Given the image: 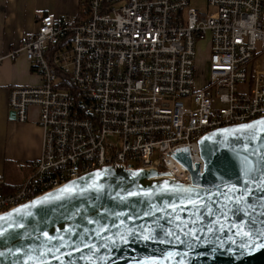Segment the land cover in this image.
I'll return each mask as SVG.
<instances>
[{
  "label": "built area",
  "instance_id": "obj_1",
  "mask_svg": "<svg viewBox=\"0 0 264 264\" xmlns=\"http://www.w3.org/2000/svg\"><path fill=\"white\" fill-rule=\"evenodd\" d=\"M84 0L72 23L47 13L0 56L24 55L41 83L14 86L9 110H39L42 153L22 184L0 176V215L105 166L157 169L183 183L175 156L202 163L208 132L264 116V0ZM209 40L197 86V43Z\"/></svg>",
  "mask_w": 264,
  "mask_h": 264
},
{
  "label": "water",
  "instance_id": "obj_2",
  "mask_svg": "<svg viewBox=\"0 0 264 264\" xmlns=\"http://www.w3.org/2000/svg\"><path fill=\"white\" fill-rule=\"evenodd\" d=\"M10 115L16 119L14 111ZM260 121L264 116L208 132L199 140L202 163H192L189 149L178 151L175 158L190 171L191 183L157 169L105 166L1 214L33 213L25 227L0 237V264H144L149 258L159 264H264V247H241L242 233L230 228L249 220L264 225ZM157 229H163L157 240L139 238ZM167 232L171 243H159Z\"/></svg>",
  "mask_w": 264,
  "mask_h": 264
},
{
  "label": "crops",
  "instance_id": "obj_3",
  "mask_svg": "<svg viewBox=\"0 0 264 264\" xmlns=\"http://www.w3.org/2000/svg\"><path fill=\"white\" fill-rule=\"evenodd\" d=\"M76 1L0 0V56L18 47L27 35L36 31L40 15L50 13L58 16L66 13L60 18L74 17L84 0H78L79 6L74 9ZM40 83L39 74L23 54L16 60L0 63V176L6 178L9 189L22 184L33 170L34 162L41 156L44 138L38 124L37 107L30 109L26 122L11 117L10 90L14 86Z\"/></svg>",
  "mask_w": 264,
  "mask_h": 264
},
{
  "label": "snow or ice",
  "instance_id": "obj_4",
  "mask_svg": "<svg viewBox=\"0 0 264 264\" xmlns=\"http://www.w3.org/2000/svg\"><path fill=\"white\" fill-rule=\"evenodd\" d=\"M260 123L262 125H264V121H260ZM247 127V126H245ZM98 176V174H97ZM95 188L96 191H101L102 189L99 187V185H95L93 186ZM86 189L81 188V191H84ZM62 192H74L75 189L74 188H65L61 190ZM251 194V190H249V196ZM138 195V193L136 192H129L128 196L132 197V196H136ZM145 195H148L147 193H145ZM47 199V198H45ZM244 200H248L249 197H243ZM43 201H38V202H33L32 205H26L23 206L24 208H30V207H35L37 204L42 203ZM236 203L238 204L239 201H236ZM172 207H175V205H172ZM239 209L236 208L233 210V215L236 214V212H238ZM32 212H24L22 209H17L15 210L14 213L10 214L9 217H0V221H7V227H4L3 225H0V237L4 236L6 233H8L9 231H14L16 229H20L25 227V224L23 223V221L25 220L26 217H31L32 216ZM221 215H223V213H221ZM245 215H247V213H245ZM91 223V221H90ZM121 223H123V221H121ZM230 228H236L237 232L235 233L236 235H239L242 233L243 235V239H241L240 241V245L241 247L243 246H247L248 250L251 251L252 248H259V247H264V225H261L260 228L257 227V225L252 222V221H248L247 224L244 221H240L239 223H231L230 224ZM209 232H212L213 229H208ZM163 232V229H157L156 230V234L153 235V233L151 232V230L147 231L146 234L142 235L141 237H139L140 239H143L144 241H148V240H157L160 237V234ZM129 235H133V233L130 231ZM44 236L46 238H48L49 240H52L54 238L49 237L48 233H44ZM172 236L171 232H167L164 233V237L162 239H159V243L161 244H165V243H171V240L169 239V237ZM122 239H124V237H121ZM176 239H180L179 236L176 237ZM253 241V243L251 244H247V241ZM256 241H260L259 243H257ZM232 242V241H230ZM17 252H19V249H17ZM42 255H44V253H42ZM169 255H171V253H169ZM35 264V262H34ZM39 264H44L43 261H40ZM144 264H159V260L158 259H154V258H149L148 260H146L144 262Z\"/></svg>",
  "mask_w": 264,
  "mask_h": 264
},
{
  "label": "rangeland",
  "instance_id": "obj_5",
  "mask_svg": "<svg viewBox=\"0 0 264 264\" xmlns=\"http://www.w3.org/2000/svg\"><path fill=\"white\" fill-rule=\"evenodd\" d=\"M83 1V0H80ZM79 1V2H80ZM78 0L73 4L74 9H76L77 6H79V3H77ZM190 7L199 9L202 12H210L213 10V7L209 4L208 0H190ZM79 9V7H78ZM66 13H63L62 15L56 16L57 18H60L61 16H64ZM209 41L206 39L205 41H199L197 43V86L202 87V85L207 81L205 78L207 76V65L206 61L209 56ZM264 58V57H263Z\"/></svg>",
  "mask_w": 264,
  "mask_h": 264
},
{
  "label": "trees",
  "instance_id": "obj_6",
  "mask_svg": "<svg viewBox=\"0 0 264 264\" xmlns=\"http://www.w3.org/2000/svg\"><path fill=\"white\" fill-rule=\"evenodd\" d=\"M83 5L84 3L82 2L81 9ZM81 9L78 11V13L74 17L68 18L67 20L71 21L72 23L78 22L81 19V14H82ZM63 20H66V19H63Z\"/></svg>",
  "mask_w": 264,
  "mask_h": 264
}]
</instances>
